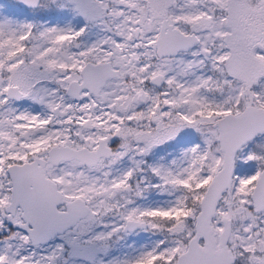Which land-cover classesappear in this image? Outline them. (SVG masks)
<instances>
[{"label": "snow or ice", "instance_id": "snow-or-ice-1", "mask_svg": "<svg viewBox=\"0 0 264 264\" xmlns=\"http://www.w3.org/2000/svg\"><path fill=\"white\" fill-rule=\"evenodd\" d=\"M0 264H264V0H0Z\"/></svg>", "mask_w": 264, "mask_h": 264}]
</instances>
